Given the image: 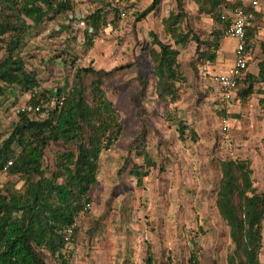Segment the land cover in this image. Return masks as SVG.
Instances as JSON below:
<instances>
[{"label":"rangeland","instance_id":"374dc122","mask_svg":"<svg viewBox=\"0 0 264 264\" xmlns=\"http://www.w3.org/2000/svg\"><path fill=\"white\" fill-rule=\"evenodd\" d=\"M109 1L106 10L111 27L95 37L91 48L84 44L85 29L58 33L62 15L31 31L23 46L28 67L37 71L41 91H55L66 84L77 65L114 70L105 88L119 111L123 132L101 154L91 189L93 202L88 215L78 217L77 239L69 245L70 264H146L148 252L154 255L155 264L168 259L187 264L191 251L198 253L199 264H226L231 241L216 207L219 160L250 158L255 186L264 190L262 86L257 84L256 92L246 99L238 96L225 104L216 78L229 69L232 46L224 43L221 60L210 63L195 59L196 45L190 42L177 45L186 78L178 82L179 99L174 103L160 100L148 53L149 32L170 40L162 19L176 10L175 0H161L157 10L141 20H137L138 13L152 0ZM184 2L192 27L205 36L214 26L212 19L198 13L194 0ZM99 5L100 0H78L76 11L87 15ZM115 7L126 15L113 18ZM257 10L261 17L248 64L254 74L264 57L260 48L264 0ZM4 56L0 50V60ZM144 81L147 87L142 93ZM29 98L28 93L17 94L16 88H7L0 96L3 138L16 120V109L29 103ZM180 121L187 125L183 137L178 130ZM57 149L53 144L46 148L49 164ZM135 166L140 168L133 172ZM8 178L4 175L0 185ZM260 259L264 264V223Z\"/></svg>","mask_w":264,"mask_h":264},{"label":"trees","instance_id":"16d2710c","mask_svg":"<svg viewBox=\"0 0 264 264\" xmlns=\"http://www.w3.org/2000/svg\"><path fill=\"white\" fill-rule=\"evenodd\" d=\"M77 1L0 0V50L5 51L0 60V96L7 88H16L17 94H30L29 103L43 106L42 115L16 112L11 131L4 138L1 132L4 121L0 117V168L12 161L6 172L9 178L0 185V264H50L51 261L70 264L69 245L75 243L79 228L74 229L69 240L66 231L78 217L88 215L101 154L123 132L119 111L105 88V80L114 70L77 65L66 84L55 91H41L37 71L28 67L23 55L28 34L48 20H57L62 15L58 33L69 34L72 29L65 24V15L76 11ZM194 1L198 13L210 16L214 23L205 36L192 27L184 0H175L176 10L162 19L170 40L164 41L157 33L149 32L152 41L148 53L157 78L155 92L164 102H176L180 97L178 82L186 80L177 45L195 43L196 60L216 61L223 31L229 24V19L222 15L239 4L227 0ZM160 3L161 0H152L138 13L137 20L156 11ZM109 5V0H100V5L85 17L87 25L94 29L92 33L85 29L87 48L94 45L92 38L105 30ZM246 8L251 18L245 43L251 49L261 12ZM113 12V18L119 17L120 8L115 7ZM260 48L264 55V41ZM71 64L75 65V59ZM247 71L238 83L237 95L241 99L256 92L257 84L264 90V57L258 62L256 75ZM143 87L142 93L147 82H143ZM61 96H64L62 103L57 101ZM53 99L57 102L52 104ZM186 129L187 125L180 121V136H184ZM52 144L58 149L49 164L46 148ZM145 158L150 164L147 154ZM219 165L216 207L228 227L231 241L226 264H262L264 190L255 186L252 161L226 157L219 160ZM139 168L135 166L132 171ZM145 261L155 264L152 252H148ZM199 262L198 253L191 251L187 264ZM164 264L185 263L168 259Z\"/></svg>","mask_w":264,"mask_h":264},{"label":"built area","instance_id":"2783aa9c","mask_svg":"<svg viewBox=\"0 0 264 264\" xmlns=\"http://www.w3.org/2000/svg\"><path fill=\"white\" fill-rule=\"evenodd\" d=\"M230 2L239 3L234 8L228 10L222 15V18L229 19L228 26L224 29V35L233 38L237 41L235 48V59L231 70L228 73L217 76L216 83L221 94L222 101L225 104H230L237 96V89L239 81L245 76L248 70V64L251 55V49H248L245 43L246 27L249 25L251 13L247 11L246 7L257 9L261 0H227ZM90 14V13H89ZM89 14H79L77 11H70L65 15V24L69 25L73 31L81 29H87L89 33L94 31L92 26H88L86 23V16ZM125 11L120 12V16L124 17ZM106 29L111 27V23L108 22ZM57 29H60L58 26ZM95 37L92 38V41ZM64 96H61L58 102L62 103ZM56 99L52 100V104L57 102ZM42 104L27 103L16 109V112H27L30 114L42 115ZM12 164L9 160L5 167L0 168V182L4 175H6L7 168ZM78 218L66 231V239L69 240L75 228H78ZM70 243V242H69Z\"/></svg>","mask_w":264,"mask_h":264},{"label":"crops","instance_id":"0c3cea01","mask_svg":"<svg viewBox=\"0 0 264 264\" xmlns=\"http://www.w3.org/2000/svg\"><path fill=\"white\" fill-rule=\"evenodd\" d=\"M262 1V0H261ZM260 1V2H261ZM260 6V5H259ZM259 8V7H258ZM257 8V9H258ZM256 9V10H257ZM258 11V10H257ZM234 40V41H233ZM233 41V45L231 44V42ZM224 43H226V44H228L229 46H232L231 48H233V51H231L232 52V54H231V60H232V63H231V65H230V67H229V69H226V70H224V71H222L221 73H223V74H225V73H228L230 70H231V68L233 67V64H234V59H235V48H236V43H237V41L235 40V39H233V38H225V39H223V41H222V44H221V48H220V51H219V57H218V59H217V61H219V60H221V55H223V52H225V50H224ZM252 50V49H251ZM249 72V71H248ZM250 73H252V74H254L253 72H250ZM257 73H258V71H257ZM257 73H255V75L257 74ZM260 91H262V90H260ZM264 91V90H263ZM238 97V95L236 96V98Z\"/></svg>","mask_w":264,"mask_h":264}]
</instances>
